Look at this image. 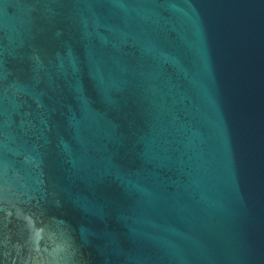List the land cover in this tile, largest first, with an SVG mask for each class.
Listing matches in <instances>:
<instances>
[{
	"label": "water",
	"instance_id": "water-1",
	"mask_svg": "<svg viewBox=\"0 0 264 264\" xmlns=\"http://www.w3.org/2000/svg\"><path fill=\"white\" fill-rule=\"evenodd\" d=\"M0 264H264V0H0Z\"/></svg>",
	"mask_w": 264,
	"mask_h": 264
}]
</instances>
